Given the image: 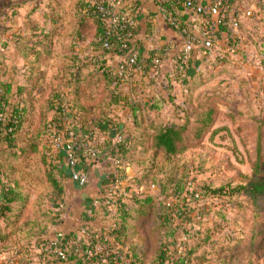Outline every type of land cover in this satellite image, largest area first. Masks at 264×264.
Segmentation results:
<instances>
[{
	"label": "rangeland",
	"instance_id": "rangeland-1",
	"mask_svg": "<svg viewBox=\"0 0 264 264\" xmlns=\"http://www.w3.org/2000/svg\"><path fill=\"white\" fill-rule=\"evenodd\" d=\"M77 1L0 0V83L13 80L24 84L22 53L29 50L33 40L46 41L44 31H56L55 49L45 55L41 66L44 83L65 92L67 99L62 104L71 114L83 112L84 107L92 110L96 120L107 118L117 127L126 117L127 126L119 128L126 132L127 145L132 148L125 156L127 170L129 177L138 182L142 180L140 176L143 178L141 185L132 186V194L159 193L168 196L172 206L175 198L171 196L180 189L189 188L201 195L200 198L196 194L188 204L194 208L192 215L197 212L195 208L203 207L204 227H194L188 235L179 231V247L196 244L197 264H264V196L253 197L247 191L251 179L264 180V13L242 25L239 54L234 59L204 63L186 81L178 74L170 82L143 85L137 100H149L160 93L168 100L160 108H151L146 100H138L142 112L136 121L125 115L124 104L112 99L115 94L120 98L133 94V85H117L93 64L83 66L79 83L70 84V79L67 82L62 77L74 67V57L79 56L75 52L87 46L71 37ZM82 54L87 55L85 51ZM77 86L80 98L75 92L74 97L68 95ZM208 108L214 110V121L201 137H195ZM33 119L28 124L38 123V118ZM167 124H186L188 144L186 150L169 158L152 146L158 128ZM48 141L45 134L24 131L15 142V150L0 153V160L8 164L5 180L12 187L18 186L28 211L32 212L35 206L34 220L41 219L40 223L48 221V206L54 201L47 179L49 162L53 160L44 147ZM33 143L37 150H24ZM60 152L65 154L64 148ZM167 214L162 202L156 200L150 219L142 217L134 222L137 234L131 241L149 256L148 264L161 244L171 245L168 232L174 220L168 223ZM32 234L33 228L28 225L20 236L23 239Z\"/></svg>",
	"mask_w": 264,
	"mask_h": 264
},
{
	"label": "trees",
	"instance_id": "trees-1",
	"mask_svg": "<svg viewBox=\"0 0 264 264\" xmlns=\"http://www.w3.org/2000/svg\"><path fill=\"white\" fill-rule=\"evenodd\" d=\"M259 6L264 11V1H261ZM166 7L169 9L171 6L166 5ZM176 8L178 11L181 10L179 5H177ZM263 13L264 12L259 13V15ZM74 16L76 18V24L72 30L71 37L73 36L72 38L76 41H80L90 48L93 47L96 51H98V53L93 56L85 55L83 57H74V67L70 69L66 75H64L65 73L63 74L64 81L68 82L70 79V84L74 82L79 83L81 79V72L84 68L83 66L90 67V65L93 64L91 65L93 68L97 67L103 72L105 77L109 78L111 81L113 79L117 85L125 82L120 81V78L116 73L118 65L112 68L107 64V60L104 57L105 54L115 57L120 55V52L116 49L108 51L102 46L105 23L103 19L95 13L93 0H78L75 6ZM256 16H258V14L254 17ZM249 20H252V18ZM242 25L240 26V30ZM223 30L228 32V26H225ZM44 33L46 41L33 40V42H31L32 46L27 48L29 50H24V53H22L24 54L23 59L25 61L23 69L26 71V74L22 75L23 77L25 76L24 84H17V82L12 80H6L0 83V153H7V150L11 149L15 150L14 148L17 145L15 143L16 140L20 136L21 132L24 133V131H26V133L45 134L49 141L44 147L46 152L50 151L49 153L51 154V158H54V156L59 154L61 151V149L58 150L54 145L55 136L64 134L66 132L63 131L64 128L71 126L72 128L70 129H76L80 134H89V138L85 139L83 142L85 145H82L78 152L80 158V169L88 173L91 165L105 162L110 165L111 170L103 176L101 181L102 191L106 192V190L113 188H121L122 186H117L116 180H122L125 182L123 186L124 189L130 192L132 190V186L141 185L143 183V178L140 176V179L142 180H139L141 182H138L137 178L129 177L130 174L127 172L128 165L125 161V156L129 154V151L132 148L127 145L126 132L122 129L120 130L119 126L117 127V124H114L113 121L110 122L107 118H99V120H96L91 109L83 107V112L77 111L76 114H71L69 110L67 111L64 109L65 105L62 103L67 98L65 92L59 90V88H46L44 93L38 99H36L33 95V91L40 88L44 83L45 75L44 72L41 71V66L45 62V55L49 56L53 53V50L55 49L54 38L58 35L56 31H44ZM197 50L203 51L205 55L210 54L209 51H206L204 48H198L195 51ZM156 52L158 51L154 50L151 52L147 59H141L138 56L136 64L129 68L130 74L128 79L133 76L135 69L141 65L144 68L146 75L151 76L153 82L150 83L156 82L158 83L157 85H160L161 82H170V79L167 77H162L161 72L163 62L161 66L156 67L153 65V58ZM30 53H32V59L29 57ZM191 56L188 58V61L184 63L182 61V53L180 52V63L177 65V70L171 78L175 79L176 75L178 76V74H180L183 76L181 80L186 81L187 78L190 79L195 76L197 71H186V66L188 65ZM90 82L91 79L86 83L89 84ZM15 83L16 86L14 87ZM63 83L65 82H62V84ZM78 88L79 87L77 86L76 91H72V93L69 92L68 95H72V97H74L73 94L75 92V95L78 93V96H81ZM80 96L77 98H80ZM141 97L143 98L144 96L141 94ZM112 99H114V102L117 104H124L123 108L128 110V112L131 111L132 113L129 116L136 118V121H138L139 113L142 112L139 108L138 100L143 101V99L138 98L137 100L136 97L131 96L128 93L124 94L121 98L115 94ZM167 100L168 97L165 96V94L160 93L153 94L152 98L149 100L146 98L145 102H147L151 108H160L161 105H164V103L167 102ZM52 112L54 114H52V117L50 118L49 114ZM213 113L214 110L212 108H208L206 115L202 119V124L195 131V137L199 138L207 131L210 124L214 121ZM36 118H38L37 124L33 126L28 124L29 120H35ZM125 125L127 126V123ZM31 126L34 127L33 132L30 131L32 128ZM185 127L186 124H182L180 126L167 124L158 128L153 136L152 146L157 151L166 153L168 158L183 152L188 148L186 136L184 134ZM119 133L124 135V145L116 146L114 144V139ZM93 147L96 148L98 157L96 162L89 164L87 154L90 148ZM27 149L29 151L37 150L38 146L36 143H33L32 146L24 148V150ZM116 155L119 156L120 159V165L117 168L114 163ZM46 157L48 158L47 153ZM11 158L14 159L13 157ZM12 159H9L8 161H11ZM49 165L51 166V170L47 175L48 184L52 188L53 195H61L64 186L57 174L62 171L53 164V160L49 162ZM6 168H8V164L5 160H1L0 190L3 194V203L8 205L13 201V199H17V201L22 202L23 204L25 198L18 190V186L12 187L4 179V175L7 171ZM151 184L157 186V183L155 182H151ZM247 187H249V190L247 191L253 197L264 196V180L257 178L251 179ZM196 194L201 198L199 193H195L189 190V188L176 191L174 195L171 196L172 198H175L173 206L172 203L169 202V199L167 198L168 196L163 197L159 193L154 195L146 194V196L133 195L131 197H127L124 199L120 207L112 210L111 213L113 214L112 217L115 222L113 228L110 230L102 229L95 231L91 227L90 223L96 216L94 214L90 215V217L86 220L88 223L84 225V232L81 236H77L75 234L70 235L69 239H62L63 243L68 242L69 244L72 241H78L75 245H69L68 258L66 260H62V262L65 264L72 263L74 261L76 264H148L149 256L143 254L142 248H139L138 244L131 241L135 238V233L137 234V228L134 226V222L142 217L149 220L153 214L155 201L160 200L163 207L167 209L168 212L165 220L168 221V223L174 220V223H172L173 228L168 232L169 239H171V245L161 244L157 255L153 258L150 264H197L194 263V256L196 255L195 251L197 249L196 244L183 246L181 248L178 245L179 231L183 230V232L188 235L194 227H199L200 229L204 227V219L206 218V215L203 207L199 206L200 208H195L197 212L192 215V210L194 208L188 204L189 201L193 200L192 197L195 198ZM7 205H0V217H6L5 208ZM21 211L22 207H20V211L14 216V219L8 217L5 218L6 222L8 224L16 222L22 214ZM175 217L177 222H175ZM111 239L113 240L112 243L110 242ZM99 244L106 245L103 252L92 256L87 253V251Z\"/></svg>",
	"mask_w": 264,
	"mask_h": 264
},
{
	"label": "crops",
	"instance_id": "crops-1",
	"mask_svg": "<svg viewBox=\"0 0 264 264\" xmlns=\"http://www.w3.org/2000/svg\"><path fill=\"white\" fill-rule=\"evenodd\" d=\"M203 1L208 2L209 0ZM128 4L136 15L134 44L138 49L139 57L141 59H147L154 50L162 53V77H167L171 81V77L175 74L174 72L177 70L176 67L180 63L179 54L182 50V37L166 22L164 13L154 0H128ZM180 12L179 19L184 25L189 27L192 31L198 32L200 27L198 26L199 22L197 19L182 10ZM228 29H230L229 26ZM77 49L79 48H76V50ZM78 51L75 53L78 54L79 57L84 55L82 54L84 51L90 56L98 53L96 49L88 46H86L83 51ZM191 55L188 65L186 66L187 72H195L200 69L204 63L211 60L216 62L213 58L205 55L203 51L197 50ZM104 57L107 60V64L112 68L116 67L122 59L120 56L113 57L109 54H105ZM150 82H153L151 76L146 75L144 68L139 65V67L135 69L133 76L126 82V87H131L133 85L131 87L133 94L130 95L137 97L139 95V89L142 90L143 85ZM15 86L16 83L14 87ZM46 88H48V86L43 83L40 88L33 91V95L36 99L44 93ZM135 89L136 92L134 91ZM143 100H146V98ZM123 111L127 117L132 114L131 111ZM52 114L54 113L52 112L49 114L50 118ZM123 120V124L120 123L118 125L119 127L125 125L126 117L123 118ZM67 127L68 128H64L63 130L66 131L65 133L63 132L65 136L68 134L67 129L69 130L72 128L71 126ZM30 131L33 132L34 127H32ZM53 164L62 171L57 175L64 189L61 195H53L54 201L48 206L52 210L48 212V221L40 223L41 219L39 221L34 220V213L36 214L35 206L31 212L28 211L27 206L26 208L23 206L24 203L22 204V202L17 201V199H13L8 205L3 203V194L0 190V205H7L5 208L6 217L14 219L15 213H18L20 207H22V214L13 224H8L5 220L6 217H0V264H39L41 256H54L51 252V240L55 238L61 240L69 239L70 235L75 234L81 236L84 232V225L88 223L86 220L92 214L96 217H94L90 225L95 231L102 229L110 230L113 228L115 221L112 217V210L107 208V206L100 204L94 208L92 213H89L92 202L97 199L101 200L106 193L101 189V181L103 176L111 170L110 165L105 162H100L90 167L88 170L90 181L87 186L80 187L71 178V169L64 153L60 152L56 154L53 158ZM127 172L129 173V170H127ZM5 178L4 175V179ZM14 186L17 187L16 185ZM133 195L134 194H131V196ZM17 209L19 210L17 211ZM25 210L26 213H23ZM29 217L31 218L29 219ZM28 225L33 228V234L31 237L25 236V238L22 239L20 233L23 232L25 226ZM5 232L8 234L3 235ZM112 241L111 239L110 242L112 243ZM46 264L65 263L55 260L47 262ZM67 264H76V262L74 261Z\"/></svg>",
	"mask_w": 264,
	"mask_h": 264
},
{
	"label": "built area",
	"instance_id": "built-area-1",
	"mask_svg": "<svg viewBox=\"0 0 264 264\" xmlns=\"http://www.w3.org/2000/svg\"><path fill=\"white\" fill-rule=\"evenodd\" d=\"M165 15L166 22L172 26L182 37V61L186 63L191 54L198 48L209 51V57L216 62H224L234 59L239 54L241 43L240 26L256 14L264 12L259 3L264 0H154ZM95 13L105 23L103 47L106 50L116 49L120 52L121 61L118 64L117 74L120 81H128L129 68L136 64L139 52L134 44V29L136 15L131 10L128 0H93ZM166 5L171 6L169 9ZM179 5L183 12L195 17L200 27L198 32L192 31L179 19L180 11L176 8ZM229 26L228 32L223 28ZM163 55L156 52L153 58L154 66H161ZM68 136L59 134L55 136L54 145L59 150L64 148L67 163L71 169V178L80 187L89 183V175L80 169L79 150L85 139L89 138L88 133L80 134L76 129L67 130ZM124 135L117 134L114 144L124 145ZM98 152L96 148H90L87 154L89 164L96 162ZM116 168L120 165L119 156L114 158ZM124 181L116 180L119 189L106 190L101 200H94L90 208L103 204L114 210L121 206L124 199L132 194L124 189ZM78 241L63 243L61 239L51 240V252L54 256H41L39 264H46L55 260H66L68 258L69 245H75ZM106 248L105 244H99L87 251L89 255L99 254Z\"/></svg>",
	"mask_w": 264,
	"mask_h": 264
}]
</instances>
